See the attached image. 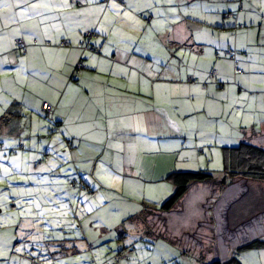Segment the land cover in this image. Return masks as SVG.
Wrapping results in <instances>:
<instances>
[{
	"label": "crops",
	"instance_id": "0c3cea01",
	"mask_svg": "<svg viewBox=\"0 0 264 264\" xmlns=\"http://www.w3.org/2000/svg\"><path fill=\"white\" fill-rule=\"evenodd\" d=\"M123 1L125 5L119 0H0V80L19 67L27 88L41 77L52 94L41 98L36 90L25 89L18 101L0 107V149L12 153L4 156L8 163L18 166L16 154L31 147V153L20 155L18 167L24 171L33 160V172L49 170L50 160L44 159L51 151L59 156L60 150L47 138L60 135L62 154L74 167L70 170L66 161L60 166L71 178L91 187L99 168L122 169L125 189L130 177L151 185L171 181L168 176L178 171H212L220 149L239 141L264 147V50L258 52L264 45V0H252L259 9L251 0ZM88 32L93 36L85 48L80 42ZM253 38L260 43L257 49L249 44ZM16 39L27 43L25 53L16 48ZM62 40L68 44L61 45ZM227 48L236 51L243 74L224 53ZM42 57L47 67L39 72L26 64L44 61ZM213 69L217 73L211 80ZM252 77L259 87L252 88ZM71 93L75 96L67 102ZM45 101L57 106L51 120L55 126L36 116H45ZM22 138L28 147L23 143L19 149ZM208 186L192 184L168 212L159 210L163 199L151 201L149 210L131 213L136 205L131 197L94 193L86 196L94 209L73 212L71 202V217L64 213L51 226L65 235L75 231L89 243L103 226L101 232L122 225L125 235L138 225L139 231L171 237L185 253L195 243L183 245L181 236L194 239L207 219L219 223L214 210L219 196H210ZM148 213L164 215L167 231H152ZM230 249L218 245L211 261L235 255ZM196 255L191 257L203 264L211 258Z\"/></svg>",
	"mask_w": 264,
	"mask_h": 264
},
{
	"label": "rangeland",
	"instance_id": "374dc122",
	"mask_svg": "<svg viewBox=\"0 0 264 264\" xmlns=\"http://www.w3.org/2000/svg\"><path fill=\"white\" fill-rule=\"evenodd\" d=\"M253 5L255 4L253 3ZM259 5H261L260 1ZM255 6L259 9V6ZM249 44L257 49L260 43L253 38L250 39ZM259 50H264L263 44L258 48V52H260ZM43 59L44 61L35 63L26 61V64L32 67V71L35 68L39 72L38 68L47 67V61L45 58ZM20 74L19 67L3 74V78L0 80V107L11 106L13 102L23 96L25 89L30 91V88L36 90L41 98L52 97V94L48 93L42 83L43 78H36L37 83L31 84L27 88L28 84L22 81ZM250 79L253 82L252 88L259 87L256 78ZM2 84L5 86L3 89ZM74 96V93L68 95L67 102H71ZM255 97L253 100H256ZM254 108L255 104L250 110H254ZM2 112H4V108ZM63 113L66 115L67 111L63 109ZM204 115L207 116L205 112ZM36 116L53 124L51 119L46 116ZM53 126L55 125L53 124ZM53 136L48 137L47 135V139H54L52 147L60 150L58 151L60 155L51 151L49 157L42 158L50 160L49 170L33 172L31 170L33 160L30 164L26 163L28 165L25 166L24 171L21 170L22 166L18 167L20 155L24 151L31 153V147L25 150L20 149L16 154L19 157L18 166H12L8 163V158H5L11 156L12 153L0 149V264H183L184 260L187 263L192 261L191 264H203L194 260L191 255L198 257L196 254H200L202 259L209 255L214 256L218 245L231 248V253L234 254V251L243 243L256 238H264V182L243 177H226L227 184L221 185V180L225 175L221 151L218 152V160L214 158L212 161L211 173L215 176L214 181L205 182L209 184V195L219 196L214 208L219 223L215 224L213 218L205 220L206 223L193 234L195 240L189 238V235L181 236L182 244L192 246L195 243L194 249L189 248L184 253L183 249L179 250L172 244L171 237L168 239L158 232L149 234L139 231L138 225L129 229L132 232L128 230L125 235L121 231L122 235L99 238L104 226L101 227L98 238L92 240L96 243L93 248H90L86 243L88 238L79 236L75 231L63 236L62 230L52 228L51 225H54L53 220L62 217L64 213L72 215L71 212L68 213L69 209H72L71 202L74 208L72 210L75 212L78 207L80 210L93 208L89 204V200L86 201L88 195L97 193L106 195L107 198L125 195L131 197L136 203V205H131L130 212L133 213L139 208V210H149L151 201L159 199L165 201L174 190L168 185V182L172 181L165 180L147 185L145 182L130 181L131 177L123 189L121 178L127 173L122 169L115 171L110 167H103L95 173L97 175L95 179L98 181L96 183L89 182L91 187L84 184L86 190L82 192V195L76 197L81 182L78 180L79 177L72 175L71 178L68 171H64L60 166L66 161L67 164L72 165L70 170L74 167L71 158L66 159L62 154L61 146L59 147L58 142L62 137L56 135L54 138ZM22 139V143L28 147L24 138ZM239 143L240 141L233 146ZM201 146L198 144L195 148L199 149ZM42 153L44 151H41L40 155ZM90 175L93 176V173ZM72 182L76 183L75 188L70 187ZM81 196L82 199H85L84 202L79 201ZM98 210L102 211L103 207ZM189 213L195 214L194 212ZM163 217L164 215L147 214L146 219L152 226V231H167ZM130 223L126 224L130 225ZM26 225H29V231L26 229ZM171 228L177 229V227ZM171 228L169 232L172 233L174 231ZM116 229L120 231V228ZM167 234L169 233L167 232ZM188 240L189 244H187ZM212 256L207 259L205 264L211 261ZM236 256L244 264H264V247L240 249Z\"/></svg>",
	"mask_w": 264,
	"mask_h": 264
},
{
	"label": "trees",
	"instance_id": "16d2710c",
	"mask_svg": "<svg viewBox=\"0 0 264 264\" xmlns=\"http://www.w3.org/2000/svg\"><path fill=\"white\" fill-rule=\"evenodd\" d=\"M123 1V0H122ZM124 2V1H123ZM125 3V2H124ZM242 8V7H241ZM229 16H234V13H229ZM93 36V34H92ZM91 36V37H92ZM91 37L85 36L84 39L80 42L83 43L86 47L89 48L88 42L90 41ZM36 42V40H35ZM27 44V43H26ZM28 46V45H27ZM98 49L97 47L91 48V50ZM19 50V49H18ZM22 53H25L27 51L19 50ZM228 51H231L229 53ZM224 53L226 56L234 61L236 72L239 74L244 73V69L241 68L238 65L237 58H236V51L227 48ZM82 63V62H81ZM83 65V63H82ZM242 70V72L239 71ZM215 71V74L213 77L210 76V74ZM216 70H212L209 74V78L211 80H214L216 78ZM43 107V106H42ZM55 112V110H54ZM45 114V112H44ZM54 114V113H53ZM46 116V114H45ZM47 117V116H46ZM49 119H53L52 117H48ZM21 145L24 146L23 143L20 144L19 149L21 148ZM1 148V145H0ZM222 159H223V167H224V178L221 180V185L227 184L226 177L236 178V177H243L245 179H252L260 182H264V147L252 144L247 141H241L236 146H226L222 147ZM168 178L172 181V183L175 186V190L168 197L164 203L162 204L161 208L159 209L162 212H168L174 209L181 199L185 196V194L188 192L190 186L194 183H201V182H212L215 179L214 174L211 173V171L208 170H198V171H178L170 174ZM85 183L81 182L80 191L86 190V188L83 186ZM86 185V184H85ZM71 187H76V183L72 182L70 184ZM122 226V225H121ZM107 229V228H106ZM108 232L110 234H115L117 232L114 228L109 229ZM110 234L107 232H102L101 237H107ZM118 234V233H116ZM106 235V236H104ZM65 236V234H63ZM90 248H93L95 246V241H91L88 243ZM264 247V238H256L254 240L248 241L246 243H243L240 247H238L235 251V255L229 256L228 258L224 259H215L209 262L208 264H244L236 255L239 252L240 249L245 248H262Z\"/></svg>",
	"mask_w": 264,
	"mask_h": 264
},
{
	"label": "built area",
	"instance_id": "2783aa9c",
	"mask_svg": "<svg viewBox=\"0 0 264 264\" xmlns=\"http://www.w3.org/2000/svg\"><path fill=\"white\" fill-rule=\"evenodd\" d=\"M119 2H120V4L125 5V3L122 0H119ZM86 36L87 37H91L92 36V33L91 32H88L86 34ZM67 44H68V41L67 40H62L61 45H67ZM15 46H16L17 49L23 50V51H26V48H27V44H26V42L23 39H16ZM80 46L86 47L83 43H81ZM93 51L95 53H98L99 52L98 49H95ZM228 52L231 53V51H228ZM81 65H82V63H81ZM239 71L242 72V70H240V69H239ZM214 74H215V71H213L210 74V76L213 77ZM42 109L45 112V114H46L47 117H52L53 116V113H54V110L56 109V107L53 104H51V103L44 102ZM21 148H23V145H21ZM39 163L40 162H36L35 165L38 167ZM117 228H120V231H118L116 229V231L118 232L119 235L121 234V231L124 232L123 226H118ZM104 230H105V232L108 233V229L105 228Z\"/></svg>",
	"mask_w": 264,
	"mask_h": 264
}]
</instances>
